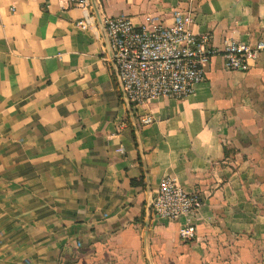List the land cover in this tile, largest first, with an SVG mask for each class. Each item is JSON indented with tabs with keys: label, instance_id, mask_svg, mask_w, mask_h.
<instances>
[{
	"label": "crops",
	"instance_id": "crops-1",
	"mask_svg": "<svg viewBox=\"0 0 264 264\" xmlns=\"http://www.w3.org/2000/svg\"><path fill=\"white\" fill-rule=\"evenodd\" d=\"M95 3L137 27L189 12L217 52L190 94L139 107L137 138L94 8L81 30L66 0H0V264H264V51L221 55L264 41V0ZM145 174L152 197L165 176L199 192L192 241L150 212L145 243Z\"/></svg>",
	"mask_w": 264,
	"mask_h": 264
},
{
	"label": "built area",
	"instance_id": "built-area-1",
	"mask_svg": "<svg viewBox=\"0 0 264 264\" xmlns=\"http://www.w3.org/2000/svg\"><path fill=\"white\" fill-rule=\"evenodd\" d=\"M80 6L85 16L75 22L81 30L95 22L91 0H66ZM170 25L135 26L127 15L101 19L111 61L117 68L122 93L128 99L140 124H150L154 117L139 112L149 100L165 96L182 98L194 85L205 79V69L217 52L211 45L212 34L196 35L191 30L193 15L175 10ZM264 51V41L254 44L230 40L221 50L226 68L246 71ZM203 200L197 191L187 192L173 178L165 176L152 197L150 212L161 220L183 218L179 237L192 241L196 236L195 216Z\"/></svg>",
	"mask_w": 264,
	"mask_h": 264
},
{
	"label": "water",
	"instance_id": "water-1",
	"mask_svg": "<svg viewBox=\"0 0 264 264\" xmlns=\"http://www.w3.org/2000/svg\"><path fill=\"white\" fill-rule=\"evenodd\" d=\"M91 4H92V7L94 8V12H95V14H96L98 20L101 22V18H100V16H99V12H98V9H97V7H96L95 0H91ZM103 31H104V29H103ZM104 34H105V33H104ZM105 38H106V36H105ZM106 42H107V40H106ZM107 45H108V44H107ZM109 51H110V50H109ZM112 63H113V65H114V67H115V69H116V71H117V68H116L114 62H112ZM119 84H120V87H121V83H120V81H119ZM121 90H122V89H121ZM122 92H123V91H122ZM123 95H124V93H123ZM124 98H125L126 102L128 103V107H129V109H130V108H131L130 103H129V101H128V99L126 98L125 95H124ZM130 111H131V118H132V120H133L134 131H135L136 137L138 138V129H137V125H136V123H135V121H134V117H133L132 109H130ZM138 142H139V139H138ZM143 167H144V168H143V169H144V172H146V167H145V166H143ZM145 176H146L147 190H148V200H147V206H146V212H145V232H144V241H145V243H146L147 228H148V224H149L150 208H151V202H152V193H151V188H150V186H149V181H148L147 174H145Z\"/></svg>",
	"mask_w": 264,
	"mask_h": 264
},
{
	"label": "trees",
	"instance_id": "trees-1",
	"mask_svg": "<svg viewBox=\"0 0 264 264\" xmlns=\"http://www.w3.org/2000/svg\"><path fill=\"white\" fill-rule=\"evenodd\" d=\"M232 70V69H230ZM224 152H225V155L226 156H230L231 154L234 153V149H231V148H227L226 146L224 147ZM199 193V192H198ZM202 198V197H201ZM203 199V198H202Z\"/></svg>",
	"mask_w": 264,
	"mask_h": 264
},
{
	"label": "rangeland",
	"instance_id": "rangeland-1",
	"mask_svg": "<svg viewBox=\"0 0 264 264\" xmlns=\"http://www.w3.org/2000/svg\"><path fill=\"white\" fill-rule=\"evenodd\" d=\"M263 143H264V140H263V138H262V140H261Z\"/></svg>",
	"mask_w": 264,
	"mask_h": 264
}]
</instances>
